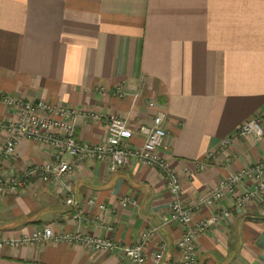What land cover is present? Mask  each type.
Segmentation results:
<instances>
[{
  "label": "crops",
  "instance_id": "0c3cea01",
  "mask_svg": "<svg viewBox=\"0 0 264 264\" xmlns=\"http://www.w3.org/2000/svg\"><path fill=\"white\" fill-rule=\"evenodd\" d=\"M0 93L78 110L74 136L86 144L103 139L105 114L136 128L161 111L166 135L160 154L178 174L181 202L189 205L229 173L264 157V0H0ZM255 114L261 115L262 136L220 145ZM14 118L0 102V120ZM9 135L0 129V146ZM141 143L139 134L130 140L131 146ZM51 159L49 146L23 138L1 161L0 172L13 175ZM69 180L72 205L66 191L36 178L0 194V242L43 226L119 244L153 230L147 264L160 244L159 264H181L177 241L184 226L169 220L171 194L156 168L133 157L111 171L105 162L86 158ZM122 197L136 204L122 206ZM230 205L231 199L221 202L222 208ZM210 213L200 207L193 221ZM196 249L198 264H260V207L233 209L209 224ZM0 264L130 263L118 248L95 251L48 240L2 243Z\"/></svg>",
  "mask_w": 264,
  "mask_h": 264
},
{
  "label": "built area",
  "instance_id": "2783aa9c",
  "mask_svg": "<svg viewBox=\"0 0 264 264\" xmlns=\"http://www.w3.org/2000/svg\"><path fill=\"white\" fill-rule=\"evenodd\" d=\"M0 102L13 111L15 118L9 121L0 120V129L10 135L0 146V163L4 158L14 154L19 140L25 138L46 144L52 150V159L40 165H31L19 173L5 176L0 172V194L17 192L27 186L33 178L53 182L61 191H66V203L73 204L70 174L77 162L86 158L100 160L106 163L111 171L125 166L131 158H136L141 164L156 168L162 175L165 186L171 194L169 220L184 226L181 237L177 241L181 264H198L196 238L204 232L209 224L227 218L231 210H246L256 203L264 214V157L240 170L229 173L205 194L199 195L193 203L184 205L181 202V180L172 164L160 154V148L166 131L162 126L163 113L158 111L150 123L139 124L132 128L125 118L113 113L104 115L105 133L97 144L81 143L74 136L75 118L78 110L61 104L50 103L43 99L26 100L18 96L0 93ZM155 100L148 104L154 106ZM92 119H98V114H91ZM142 137V143L131 146L130 140L135 135ZM253 136L255 139L263 135L261 115L255 114L239 125L229 136L220 141L227 145L239 137ZM212 156V152L209 153ZM199 167L204 164L200 162ZM231 199V205L221 207V202ZM92 202V199H89ZM122 206L134 205L136 200L130 197L120 199ZM103 209V204H98ZM200 207L211 210L209 217L193 221V212ZM80 218L78 210L72 215ZM153 230H145L140 238L131 244H119L114 240L93 234L80 232H54L50 226L29 233H23L16 238H7L0 242L16 246L24 243H40L43 241H68L80 243L90 250L120 249L130 264H147L145 247ZM164 244L155 250L152 261L159 264L162 259ZM264 264V255L260 262Z\"/></svg>",
  "mask_w": 264,
  "mask_h": 264
}]
</instances>
